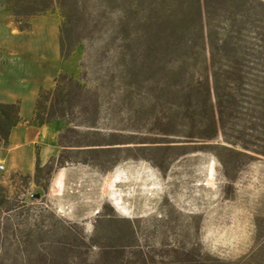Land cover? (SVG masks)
<instances>
[{
	"label": "rangeland",
	"instance_id": "1",
	"mask_svg": "<svg viewBox=\"0 0 264 264\" xmlns=\"http://www.w3.org/2000/svg\"><path fill=\"white\" fill-rule=\"evenodd\" d=\"M185 2L189 0H0V103L18 105L21 121L10 133L22 132L27 143L12 149L9 139L0 142L6 166L0 186L34 218L45 208L46 224L54 223L52 213L99 244L80 255L81 264L94 263L101 250L120 248L115 239L120 232L132 236L124 243L128 259L138 244L157 263L167 264L171 249H184L194 252L195 264H264V159L227 166L224 173L218 157L224 154L215 143L185 154L140 143L160 139L159 104L169 108L174 99L166 92L160 101L153 88H174L169 68L175 62L158 49H138L159 40L162 18ZM62 28L70 52L65 58L59 51ZM61 76L83 88H72L77 97L64 118L38 126L35 101L40 92L53 90ZM90 124L97 128L86 127ZM67 126L73 131L66 132L63 144L116 139L129 149L101 152L103 159L137 157H124L109 170L72 163L84 157L96 161V154L63 151L59 135ZM37 156L42 164L51 160L53 167L64 163L52 171L45 191L32 180L24 185L20 177L33 176ZM37 192L41 197L32 200L30 194ZM114 194L128 217L111 204Z\"/></svg>",
	"mask_w": 264,
	"mask_h": 264
},
{
	"label": "trees",
	"instance_id": "2",
	"mask_svg": "<svg viewBox=\"0 0 264 264\" xmlns=\"http://www.w3.org/2000/svg\"><path fill=\"white\" fill-rule=\"evenodd\" d=\"M168 23H172L169 30ZM158 34L159 40L137 49L145 52L158 49L161 55L174 60L175 64L169 68L175 79L174 88H153L160 101L166 92L174 100L169 108L160 102L157 117L160 139L142 141L140 143L153 145L142 147H173L185 154L205 143H215L213 145L224 154V158L218 155L224 173L227 166L239 167L242 163L264 159V0H189L180 3L170 16L162 18ZM59 51L63 58L70 53L64 42L63 28L60 29ZM72 88L83 87L61 76L53 90L40 92L33 109L34 123L42 126L64 118L69 104L77 97L72 94ZM20 121L17 104L0 103V142H8L10 129ZM86 127L97 128L95 124ZM71 131L73 129L67 126L65 133L59 135L58 145L63 151L75 148L82 153L96 154V161L84 157L70 160L72 163L109 170L124 157H137L113 155L111 160L103 159L101 152L129 149L120 146L124 143L116 139L63 144L61 140ZM60 157L64 158L61 153ZM65 159L69 162L67 159L71 158ZM51 162L42 164L37 156L33 176L20 174L24 185L32 180L43 191L47 190L52 171L64 167L62 161L54 167ZM44 171L48 178L42 180ZM41 195L31 193L30 198L39 199ZM46 211L41 208L34 218L24 203L19 204L7 188L0 186V264H81L84 259H80V255H87L92 247H100L82 233H75V223L56 218L52 213L54 223L46 224L49 218L44 214ZM129 234L118 233L115 239L121 243L120 248L101 250L91 264L165 263L163 260L157 263L138 244L134 245L133 258L128 259L124 243L130 242ZM171 252L173 255H169L167 264L175 261L195 264L193 251L171 249Z\"/></svg>",
	"mask_w": 264,
	"mask_h": 264
},
{
	"label": "crops",
	"instance_id": "3",
	"mask_svg": "<svg viewBox=\"0 0 264 264\" xmlns=\"http://www.w3.org/2000/svg\"><path fill=\"white\" fill-rule=\"evenodd\" d=\"M18 140H20V143L16 144ZM24 140H25V135L22 132H16L14 134L10 133L9 145L13 147L12 149L14 148L16 149L17 147H25L27 143ZM40 159L42 160L43 158L41 157Z\"/></svg>",
	"mask_w": 264,
	"mask_h": 264
},
{
	"label": "bare ground",
	"instance_id": "4",
	"mask_svg": "<svg viewBox=\"0 0 264 264\" xmlns=\"http://www.w3.org/2000/svg\"><path fill=\"white\" fill-rule=\"evenodd\" d=\"M114 171V170H113ZM57 172V171H56ZM115 174V173H114ZM118 175V174H117ZM55 176V175H54ZM54 181L53 180H51V183H50V185L52 186V183H53ZM111 204L113 205V207H116L117 208V212H119V214L121 215V216H123V217H128V215H127V212H126V210L122 207V204H121V201H120V197H119V195L118 194H114V195H112V197H111ZM98 212V211H97Z\"/></svg>",
	"mask_w": 264,
	"mask_h": 264
},
{
	"label": "built area",
	"instance_id": "5",
	"mask_svg": "<svg viewBox=\"0 0 264 264\" xmlns=\"http://www.w3.org/2000/svg\"><path fill=\"white\" fill-rule=\"evenodd\" d=\"M5 162L4 159L0 156V173L5 170Z\"/></svg>",
	"mask_w": 264,
	"mask_h": 264
}]
</instances>
